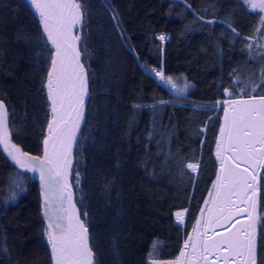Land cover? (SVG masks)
<instances>
[{"label":"trees","instance_id":"1","mask_svg":"<svg viewBox=\"0 0 264 264\" xmlns=\"http://www.w3.org/2000/svg\"><path fill=\"white\" fill-rule=\"evenodd\" d=\"M77 2L84 13L78 46L88 95L71 182L88 226L93 264L175 260L200 213L207 220L212 204L224 120L217 101L239 98L244 82L260 83L264 13L242 0ZM159 33L168 38L161 42ZM52 51L27 0H0V93L12 140L36 155L51 116L46 78ZM161 68L191 87L171 95L147 73ZM237 77L242 83L234 85ZM189 163L198 165L195 172ZM16 172L0 152V264H51L36 178L20 171L16 188L10 179ZM256 172V264H264V168ZM231 201L241 204L235 195ZM180 211L182 223L176 220ZM232 213L214 230L232 222L238 215ZM233 224L239 227L240 221Z\"/></svg>","mask_w":264,"mask_h":264},{"label":"snow or ice","instance_id":"2","mask_svg":"<svg viewBox=\"0 0 264 264\" xmlns=\"http://www.w3.org/2000/svg\"><path fill=\"white\" fill-rule=\"evenodd\" d=\"M242 2L253 11L264 13V0ZM30 3L39 16L47 41L54 48L46 78L47 95L51 102L48 134L43 141L42 156L24 152L11 140L8 111L3 101H0V146L17 167L16 178H10L14 187L20 188V169L39 174L44 200L43 215L47 220L45 235L51 246L54 264H93L94 254L89 245L88 229L73 203V193L68 182L72 147L84 116V101L88 95L87 75L77 48L81 38L73 35V28L82 24L84 13L77 0H30ZM225 23L231 28L230 23ZM259 23L260 28H264V15L260 17ZM232 31L235 33L234 28ZM159 39L164 41L166 37L161 35ZM247 47L251 49L252 45ZM152 71L165 86L175 92L184 94L191 87L186 79L181 85L177 83L179 78L165 76L162 68ZM233 83L242 82L237 77ZM261 87H264V70L261 71L259 84L254 81L244 82L239 88V98L222 102L224 120L216 143L220 173L213 185L216 193L212 202L217 207L221 204L231 205V197L235 195L247 205L237 209V214L247 213V222L239 227L233 224L227 230V235H209L207 229L201 233L199 227H194L195 235L189 236L184 242V249L191 245V254L182 250L176 260L160 264H185L186 258L187 264H209L206 253H215L216 260L222 258L224 264H256V169L264 168V94H257ZM225 92L230 96L234 94L229 89H225ZM240 162L247 167L241 169ZM197 167V164H187V168L193 172ZM15 196L16 192H12L11 199H15ZM223 211L221 208L219 215H210L204 223L209 227L219 226L222 221L231 219L232 211L227 215ZM183 215L178 212L177 220L182 221ZM197 223L199 225L200 221ZM156 248L157 244L154 243L150 255H155ZM153 264L156 262L153 261Z\"/></svg>","mask_w":264,"mask_h":264},{"label":"rangeland","instance_id":"3","mask_svg":"<svg viewBox=\"0 0 264 264\" xmlns=\"http://www.w3.org/2000/svg\"><path fill=\"white\" fill-rule=\"evenodd\" d=\"M28 2L30 3V0H28ZM31 4V3H30ZM32 6V5H31ZM77 31H78V29H77ZM77 31H76V33H77ZM161 35H164L165 37H166V39L168 38V36L166 35V34H164V33H159V34H157L156 35V37L158 38V40H160L159 39V37L161 36ZM165 39V40H166ZM164 40V41H165ZM161 41V40H160ZM164 41H161V42H164ZM157 70V69H156ZM86 71V70H85ZM157 71H159V70H157ZM149 75H151L152 77H154V78H156L155 77V75L153 74V71L152 70H150V71H148L147 72ZM183 80L184 79H181V85H182V83H183ZM163 86H165L163 83H161ZM165 87H168V86H165ZM174 92V91H173ZM175 93H177V94H180V93H178V92H175ZM85 99H86V97H85ZM82 121V120H81ZM81 121H80V124H81ZM241 165V164H240ZM243 167L245 168V167H247V165H243ZM249 171H251V169H249ZM219 174V173H218ZM241 204H240V206L241 207H238L237 205H236V203L234 204V205H227V206H225V207H222V206H219V207H217L216 205H214L213 203L211 204V206H210V208H209V211H208V213H207V217L206 218H208L210 215H219L220 214V209L221 208H223V214L224 215H227L226 214V212L228 211H232V212H237V209L238 208H244V207H247V205L245 204V203H243V202H240ZM215 209H216V211H215ZM211 210V211H210ZM180 212H182L184 215H183V219H184V216H185V211H180ZM178 213V212H177ZM176 213V214H177ZM213 213V214H212ZM234 216V215H233ZM237 217L235 218V219H233V221L232 222H230L229 224H224L223 226H221V229L219 228L218 230H214L215 228H216V226H212V227H209L208 225L206 226V228H205V226H204V224H203V220H204V214H203V212H201L200 213V215H199V217H198V219H197V221H196V223L194 224V226H192V228H191V230L188 232V234H187V236H186V238L184 239V241L182 242V247H181V251L182 250H184V251H186L189 255L191 254V245H189V248L188 249H184V242H185V240H187L188 238H189V236H194L195 234L193 233V228L194 227H199V229H200V231H201V233H203L204 232V230H206L207 229V231H208V234L209 235H213L214 233H216V232H219V233H216V234H226L227 232V230H229V229H231V227H232V224H233V222L234 221H236V219H237V221H240V225H242V224H245L246 222H247V213H239L238 215H236ZM241 216H243V218H241ZM203 218V219H202ZM205 218V219H206ZM239 219V220H238ZM176 220H177V217H176ZM198 221H200V224L198 225ZM227 221V220H226ZM179 222H183V220L182 221H179ZM224 222V221H223ZM223 222H221V224L223 223ZM239 225V226H240ZM227 235V234H226ZM47 243H48V240H47ZM48 245H49V243H48ZM181 253V252H180ZM205 255H207V257H208V262H209V264H213V262L215 261V264H224V261H223V259L221 258L219 261H217L216 260V254L215 253H212V254H208V253H206ZM180 256V255H179ZM178 256V257H179ZM177 259V258H176ZM175 259V260H176ZM170 261H174V260H170ZM185 264H187V258H186V260H185ZM201 264H203V262H201Z\"/></svg>","mask_w":264,"mask_h":264},{"label":"bare ground","instance_id":"4","mask_svg":"<svg viewBox=\"0 0 264 264\" xmlns=\"http://www.w3.org/2000/svg\"><path fill=\"white\" fill-rule=\"evenodd\" d=\"M28 1V0H27ZM41 26H42V24H41ZM43 27V26H42ZM79 27H80V24L79 25H76L74 28H73V35H78L79 36V34H78V31H77V29H79ZM76 31H77V33H76ZM78 44H79V41H78V43H77V48H78V50H79V46H78ZM52 46V45H51ZM52 53H54V48H53V46H52ZM80 62H81V64H82V61H81V59H80ZM85 69V68H84ZM86 72V71H85ZM153 74L155 75V73L153 72ZM156 78H154L155 80H157L160 84L162 83L161 81H160V79H159V77H157V76H155ZM162 85V84H161ZM46 90H47V88H46ZM166 90L171 94V95H173V96H178V94L177 93H175V91L173 92V90H171L169 87H166ZM0 101H3V103H5V101H4V99L2 98V93H0ZM223 101H225V100H223V99H221V100H218L217 102H223ZM5 105V104H4ZM6 106V105H5ZM8 116H9V114H8ZM51 119V116H50V118H49V120ZM49 122V121H48ZM81 125V124H80ZM80 128V127H79ZM79 130V129H78ZM78 130H77V133H78ZM47 134H48V128H47V130H46V135H45V137L47 136ZM10 135H11V133H10ZM77 135V134H76ZM11 140H12V138H11ZM75 144V143H74ZM74 144H73V147H72V165H73V150H74ZM1 147V149L3 150V147L2 146H0ZM24 149V148H23ZM43 149H44V143H43V147H42V152H41V155H37V156H42L43 155ZM25 150V149H24ZM1 152V151H0ZM3 152H4V150H3ZM2 153V152H1ZM5 153V152H4ZM6 154V153H5ZM5 159L10 163V164H12L13 165V163H12V161L10 160V158H8L7 157V154H6V156H5ZM72 165H71V169L69 170V176H68V182H69V184L71 185V190H72V193H73V197H72V199H73V203L75 204V207H76V210H77V212H78V214H79V217H80V219L84 222V219H83V216H82V213L80 212V210H79V207L76 205V202H75V193H74V188H73V184H72V182H71V174H72ZM15 166V165H14ZM241 167H243V164H241L240 165ZM16 167V166H15ZM17 168V167H16ZM217 168H218V172H217V175H218V173H220V161L218 160L217 161ZM20 171H22V172H27L26 170H24V169H20ZM29 173V172H28ZM31 175H33L35 178H36V181H37V185H38V188H39V200H38V205H39V208H40V211H41V214H42V217H43V220H44V223H45V226L47 225V220H46V218L44 217V215H43V211H44V200H43V194H42V190H41V184H40V181H39V174L38 173H33V172H31L30 173ZM217 175H216V177H215V179L212 181V183H211V186H210V191H209V197H210V203H213L212 202V200H213V197L215 196V193H216V189H214V187H213V185L216 183V180H217ZM65 206H67V205H65ZM238 207H240V205L238 206ZM241 218H243V216H241ZM84 224H85V226L87 227V229H88V226L86 225V223L84 222ZM204 226L206 227L207 225L206 224H204ZM88 235H89V239H90V234H89V230H88ZM46 240H47V236H46ZM89 245H90V240H89ZM49 246V255H50V260H51V264H54V261H53V258H52V253H51V246L50 245H48Z\"/></svg>","mask_w":264,"mask_h":264},{"label":"water","instance_id":"5","mask_svg":"<svg viewBox=\"0 0 264 264\" xmlns=\"http://www.w3.org/2000/svg\"><path fill=\"white\" fill-rule=\"evenodd\" d=\"M5 104V103H4ZM47 130V129H46ZM45 139V138H44ZM12 142L14 143V144H16L13 140H12ZM17 146H19L24 152H27V153H29L30 155H33V156H37L36 154H34V153H32V152H30V151H28V150H24L20 145H18V144H16ZM0 151L2 152V154L4 155V156H6V154L3 152V150L1 149V147H0ZM13 163V162H12ZM13 165H14V163H13ZM27 171V170H26ZM28 172V171H27ZM29 173H31V172H29Z\"/></svg>","mask_w":264,"mask_h":264}]
</instances>
